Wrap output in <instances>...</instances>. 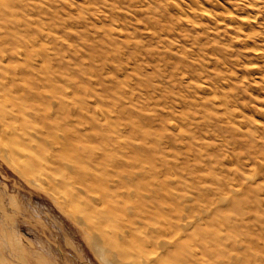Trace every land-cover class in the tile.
Here are the masks:
<instances>
[{
    "label": "rangeland",
    "instance_id": "rangeland-1",
    "mask_svg": "<svg viewBox=\"0 0 264 264\" xmlns=\"http://www.w3.org/2000/svg\"><path fill=\"white\" fill-rule=\"evenodd\" d=\"M194 1L7 0L0 3L1 12L12 11L20 21L0 15V37L11 41L14 65L39 63L42 71L64 79V89L82 91L75 96L76 108L84 105L94 114L77 123L89 126L87 146L114 154L119 149L122 156L129 145H138L145 164L161 171L172 191L190 197L189 215L219 207L220 193L239 198L236 207L230 201L219 212L231 218L246 248L250 245L254 263L264 264V0ZM255 200L261 204L253 206ZM216 226L230 243L227 248L244 256L247 249L234 247L230 227ZM0 252L7 264H103L50 192L1 154Z\"/></svg>",
    "mask_w": 264,
    "mask_h": 264
},
{
    "label": "bare ground",
    "instance_id": "bare-ground-1",
    "mask_svg": "<svg viewBox=\"0 0 264 264\" xmlns=\"http://www.w3.org/2000/svg\"><path fill=\"white\" fill-rule=\"evenodd\" d=\"M4 1L7 3V0H0V3ZM197 3L199 2L197 1ZM2 9L0 6V12ZM205 10L208 11V9ZM4 13L1 12L0 15ZM3 17L7 21L13 20L12 23L20 21L19 16H14L12 11L6 12ZM246 23L251 25L250 21ZM10 34L11 38L13 35L15 37L20 35L19 33ZM16 42L23 45L25 41L18 42L17 40ZM25 43L36 45L37 42L26 41ZM11 46L10 39H7L6 36L3 39L0 37V154L28 181L50 192L58 204L84 230L90 239L92 248L103 264H256L253 260L255 253L250 250V245L246 248L243 241L237 237L238 234L233 230L234 227L230 222L231 218L219 212L220 206L228 207L227 204L230 201H235L236 207L240 201L239 198L231 200L230 195H221L222 193H220V206L214 207L215 210L202 207L200 208L201 213L193 214L194 216L189 215L187 211H194V206L187 204L190 197L172 191L170 186L161 179L162 172L145 164L136 148L138 145H129L128 151L122 153V156L119 155V149L117 150L118 154H114L109 148L98 151L87 146L86 137L88 136L90 139V135L86 132L89 126H85V129L82 127V129L78 127V124L90 119L91 113H88L89 111L84 105L79 108L75 106L77 100L75 96L81 90L64 89L62 83L64 79L53 71H42L39 68V63H34L36 65L33 67H29L28 63L25 66L14 65L12 52H10ZM29 57L25 60L29 61ZM39 57L42 60L41 56ZM76 81L82 84L79 79ZM95 81H91V83ZM115 81L113 80V82ZM113 82L112 87L114 86ZM78 83L76 84L78 85ZM85 83L86 81L83 83L86 86ZM80 84L79 89L81 88ZM207 89L211 88L208 86ZM124 101L127 100L124 99ZM123 102L120 103L123 104ZM100 113L103 112L100 111ZM138 123L141 126L139 120ZM137 127L136 129H138ZM114 130L116 131V128ZM251 135L253 137L254 134ZM117 136L119 137V135ZM255 143H257L255 140L250 142L246 140L245 142L246 145L252 144V146H255ZM260 167L263 168V166ZM253 180L256 178H251L248 181L252 182ZM236 189L234 188L235 191ZM242 190L236 192L242 195L249 192V189H244V192ZM248 199L250 200L249 197ZM257 202L261 204L257 200L254 204L250 203L256 206L259 205ZM239 209L242 211L243 206ZM241 211L239 212L241 213ZM211 213L215 214L213 221H207L206 217ZM241 214L244 215V213ZM221 223L230 227L228 230H231L232 237L229 236V238L234 247L240 248L241 251H243L242 249L248 250L244 252V256L234 249L227 248L230 243L227 241L229 244L226 245L224 235L216 229L218 227L216 225ZM0 254L2 253L0 252ZM1 263L7 264L5 259L0 257Z\"/></svg>",
    "mask_w": 264,
    "mask_h": 264
}]
</instances>
